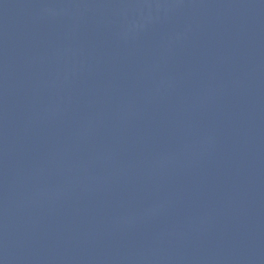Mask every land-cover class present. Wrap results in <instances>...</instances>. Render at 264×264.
<instances>
[{
  "label": "water",
  "instance_id": "obj_1",
  "mask_svg": "<svg viewBox=\"0 0 264 264\" xmlns=\"http://www.w3.org/2000/svg\"><path fill=\"white\" fill-rule=\"evenodd\" d=\"M0 264H264V0H0Z\"/></svg>",
  "mask_w": 264,
  "mask_h": 264
}]
</instances>
